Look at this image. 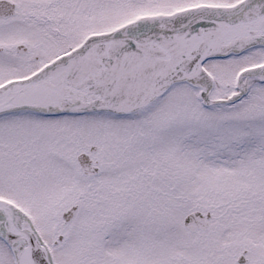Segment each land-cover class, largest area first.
Returning <instances> with one entry per match:
<instances>
[{
	"label": "snow or ice",
	"instance_id": "6c2138e0",
	"mask_svg": "<svg viewBox=\"0 0 264 264\" xmlns=\"http://www.w3.org/2000/svg\"><path fill=\"white\" fill-rule=\"evenodd\" d=\"M0 264H264V0H0Z\"/></svg>",
	"mask_w": 264,
	"mask_h": 264
}]
</instances>
